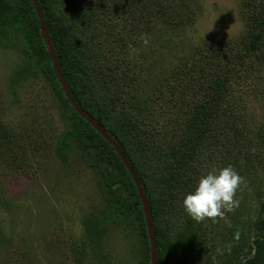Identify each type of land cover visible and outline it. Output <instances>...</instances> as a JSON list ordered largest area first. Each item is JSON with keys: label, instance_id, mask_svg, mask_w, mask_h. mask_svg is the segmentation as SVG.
Masks as SVG:
<instances>
[{"label": "rangeland", "instance_id": "rangeland-1", "mask_svg": "<svg viewBox=\"0 0 264 264\" xmlns=\"http://www.w3.org/2000/svg\"><path fill=\"white\" fill-rule=\"evenodd\" d=\"M51 1L57 17L70 21L81 48L84 42H98L97 35L107 38L110 18L102 19L97 9L107 0ZM121 1L129 7L120 11L118 6L114 21L122 31L117 33L125 43L144 39L150 60L160 63V76L151 90L153 97L158 96L157 114L142 119L147 130L152 127L158 134L163 143L159 148L165 151L202 101L210 78L221 74V68L226 71L227 59L220 53L231 57L228 67L232 63L234 71L240 69L235 55L246 34V18L240 0H177L182 8L188 4L193 10L195 24L173 37L158 28L152 29L153 34L142 28L146 19L153 21V6L142 11V0ZM9 2L15 12L23 4ZM11 25L0 26V264H151L150 244L136 215L113 214L115 204L130 201V195L108 165L87 154V133L70 137L72 113L48 72V61L27 52L25 27ZM36 46L41 53L43 46L39 42ZM193 51L199 52L192 56ZM207 51L219 53L220 65L202 58L203 69L190 72L193 62ZM108 53L102 50L98 60L88 61L91 51L85 60L97 71L113 69ZM263 55L260 60L248 59L241 76L234 78L233 100L226 106L231 109L220 119H225L226 128L229 120L232 126L239 125L243 137L237 140L230 128H222L218 142L201 147L196 164L198 180L212 169L231 165L243 177L236 194L238 206L201 222L184 212L182 200L171 214L159 211L161 243L166 247L184 239L190 243L183 253L164 256L163 264L194 260V264H229L228 258L242 264L248 257L254 237L251 222L264 198ZM104 119L122 133L117 112L110 111ZM131 142L139 151L140 145ZM135 155L139 159L145 153ZM151 162L153 157L147 167L156 168Z\"/></svg>", "mask_w": 264, "mask_h": 264}, {"label": "trees", "instance_id": "trees-1", "mask_svg": "<svg viewBox=\"0 0 264 264\" xmlns=\"http://www.w3.org/2000/svg\"><path fill=\"white\" fill-rule=\"evenodd\" d=\"M22 2L23 4L15 12L9 0H0V26L11 23L12 29L19 26L25 27L24 40L27 52L44 57L48 61V72L56 84L64 105L72 113V117L69 119L70 137L77 139L82 133H87L90 140L87 154L93 155L98 161L108 165L109 173L125 187L131 197L130 201L129 198L116 203L113 214L136 215L150 244L143 205L130 170L110 142L104 139L91 123L78 114L68 99L57 74L55 61L49 51L48 40L43 34L41 18L34 1L22 0ZM38 2L48 26L50 41L74 99L118 142L138 175L152 210V221L158 244L157 264H163L164 256L179 255L184 252L187 246H190V243L184 239L176 246L166 247L162 244L159 238L157 214L159 211L167 214V210H171L168 212L171 214L180 200H183V195L194 189L196 180H198V175H195V172L198 170L196 164L199 163V157H201V147L208 143L218 142L221 133L223 134L221 129L226 128L227 122L225 119L222 121L220 119L222 116H226L227 111L231 109L226 106L230 99L233 100L231 91L234 78L241 76L242 68L248 59L256 57L260 60L261 54H264V0H240L247 23L240 51L235 55V61L240 69L234 71L232 63L228 67L231 57L227 58V55L220 53L224 56L223 59H227L226 71L221 68L218 71V74L219 72L221 74L210 78L211 83L205 89L206 93L202 101L190 115V119L179 133L180 135L170 143L165 151L159 148L163 143L158 138V134L155 130L153 134L152 127L147 130L143 121V119H153L154 114H157L158 96L153 97L151 90L156 86L157 77L160 76V63L157 64V60L154 59L150 60L148 55L150 53L145 52L144 39L137 41L130 38V41L125 43L121 39V33H117L122 30L118 23H115L114 15L117 13L118 6L120 11H125L127 5H124L121 0H109L111 3L108 4L107 0L102 9L97 6L102 19L106 16L110 18L111 27L110 25L103 26V28L109 29L107 33H104L107 38L103 34L97 35L98 42H84L85 45L81 48L82 43L76 42L70 21L57 17L52 1L38 0ZM152 6L154 19L152 22L146 19L142 26L147 31L158 28L157 31L164 30L165 33H171L173 37H176L178 33L195 24V15L193 10H189L188 4L182 8L177 0H142V11L152 10ZM118 22L120 21L118 20ZM146 33L142 31L144 36ZM38 42L43 46L41 53L37 51ZM111 44L114 48L108 53V45ZM102 50L110 54V56L106 55L107 59L113 58V69L107 70L101 67L97 71L94 67L89 66L88 61L98 60V53ZM91 51L93 52L92 57H88L90 58L88 61L85 60L86 54ZM199 51H193L192 56ZM217 54L219 53L211 55L207 51L204 57L203 52L198 61L193 62L190 72H200V69H203L202 58H208L210 63L212 61V64L218 66L221 56ZM161 91L164 90L158 89L159 93ZM110 111L117 112L119 115L122 133L104 119ZM229 123L227 125V128L231 130L229 132L235 135L237 140L239 137H243V130L240 126L237 124L232 126L231 120ZM131 140H135L140 145L139 151L133 150ZM136 151L145 153V156L136 158ZM151 157L154 162L151 163L156 168L147 167ZM156 179L160 181L155 183ZM251 227L254 230V237L249 245L248 257L242 264H264V198L260 201L256 219L251 222ZM194 252L198 253L196 250ZM228 262L235 264L236 261L228 258ZM192 263L194 264L195 260Z\"/></svg>", "mask_w": 264, "mask_h": 264}, {"label": "clouds", "instance_id": "clouds-1", "mask_svg": "<svg viewBox=\"0 0 264 264\" xmlns=\"http://www.w3.org/2000/svg\"><path fill=\"white\" fill-rule=\"evenodd\" d=\"M243 177L231 166L212 169L199 178L192 191L182 200L184 212L194 221L223 216L238 206L236 194Z\"/></svg>", "mask_w": 264, "mask_h": 264}, {"label": "water", "instance_id": "water-1", "mask_svg": "<svg viewBox=\"0 0 264 264\" xmlns=\"http://www.w3.org/2000/svg\"><path fill=\"white\" fill-rule=\"evenodd\" d=\"M33 1H34L36 8H37L38 14L41 18V28H42L43 34L45 35L46 39L48 40L49 51L52 55V58L55 61V68H56L57 74H58V76H59V78L63 84V88L66 92L68 99L72 102V104H73L74 108L76 109V111L78 112V114L80 116L84 117L89 123H91V125L94 128H96L100 134H102L104 139H106L107 141L110 142V144L115 148L116 152L122 158L126 167L130 170V172L133 176V179L136 183V186H137V189L139 192V196H140V199H141V202L143 205L144 213H145L148 235H149V239H150V249H151V256H152L151 264H157V261H158V244H157V239H156L155 230H154L153 221H152V212H151L150 204H149L147 197H146V194H145V190L143 189V187L141 185V182L138 178V175L135 172L134 168L129 163L126 154L124 153L123 149L120 147L118 142L114 138H112L107 133V131L105 129H103L101 127V125L95 120V118L89 112H87L82 106H80L77 103V101L74 99L71 91L69 90V86L67 84L65 76L61 70V67H60L59 61L57 59L53 44L50 41L48 26H47V23L44 19L42 9L39 5L38 0H33Z\"/></svg>", "mask_w": 264, "mask_h": 264}]
</instances>
